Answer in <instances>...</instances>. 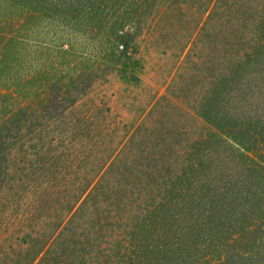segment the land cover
<instances>
[{"label":"rangeland","instance_id":"rangeland-1","mask_svg":"<svg viewBox=\"0 0 264 264\" xmlns=\"http://www.w3.org/2000/svg\"><path fill=\"white\" fill-rule=\"evenodd\" d=\"M262 42L264 0H0V264H146L139 226L197 205V178L171 191L213 152L226 203L260 216L226 264H264L257 153L225 134L233 70Z\"/></svg>","mask_w":264,"mask_h":264},{"label":"trees","instance_id":"trees-1","mask_svg":"<svg viewBox=\"0 0 264 264\" xmlns=\"http://www.w3.org/2000/svg\"><path fill=\"white\" fill-rule=\"evenodd\" d=\"M257 47L258 45L250 50L247 61L236 66L233 70L232 81L229 83V88H233L231 96L234 100L232 101L242 102L241 107H237V103L233 104L234 106L229 112L231 122L228 123L227 127L229 128L225 134L227 140L237 145L242 151L257 153L256 158L259 161L251 160L253 167L249 169V172H253L261 180H264V156L260 154L264 151V73L260 72L264 68V64L261 67L256 63L252 66L254 61L258 60L257 55H264V42ZM246 70L247 73L244 74ZM243 75L244 88L242 89L241 85L235 88L236 80ZM255 88L258 89L254 91ZM256 93L257 97H255ZM241 158L245 157L241 155ZM226 159L227 155L224 152L206 153L203 156L196 155L191 158L190 166L184 169L179 186L172 189L171 193L184 194L192 191L194 185L192 183L197 178L202 184L200 186L202 196L199 197L197 205L196 202L180 204L182 213L176 217L167 216V218L156 220L149 218L151 226H148L146 221L139 226L142 231L146 228L145 234H140L145 245L146 264H215L214 260L216 259L217 264H226L229 259L227 246L230 240L239 242L243 239L241 235L254 236L255 230L259 226L260 216L253 215L254 211H252L253 218L246 217L245 213L240 210L242 205L240 201L234 203L225 201L227 195L225 191V185H227ZM256 175L251 176L250 174L251 177L247 183L250 184V188L255 187L250 202L252 208L257 205V212L260 215L263 211L261 205L264 206V203L259 204L262 199L264 200V185L256 183ZM236 183L238 182L236 181ZM211 191L219 194L218 200L208 198ZM256 194L258 197L255 196ZM161 208L169 210L167 205ZM202 210H205L203 215H201ZM230 210L231 212L238 210L240 213L239 217H234L229 221L232 224L231 227L234 228L233 231L228 226L230 224L227 214ZM206 213L208 215H204ZM255 217L258 218L255 220ZM157 226L160 230L156 228ZM153 227L155 228L153 229Z\"/></svg>","mask_w":264,"mask_h":264}]
</instances>
